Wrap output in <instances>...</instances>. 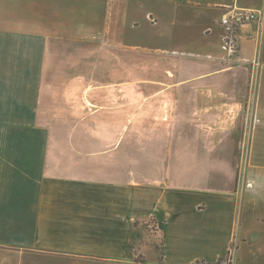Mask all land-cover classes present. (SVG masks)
Instances as JSON below:
<instances>
[{
	"label": "crops",
	"instance_id": "1",
	"mask_svg": "<svg viewBox=\"0 0 264 264\" xmlns=\"http://www.w3.org/2000/svg\"><path fill=\"white\" fill-rule=\"evenodd\" d=\"M136 5L146 18L153 16L157 27L179 21L188 31L195 30L199 46L182 50L205 48L227 65L216 70L220 62L212 60V71L192 78L237 69L238 82L245 81V90L219 96L226 104H215L218 97L210 93L205 97L213 105L192 110L199 128L240 135H229L235 156L227 169V188L183 181L177 163L173 174L172 164L160 156L152 164L128 166L120 159L124 149L119 152L118 142L99 147L94 168L82 165L86 161L81 154L79 166H71L75 157L66 155L63 166L56 168L60 160L45 152L40 174L39 142L23 140L24 134L39 133V117L46 113L40 109L44 54L55 51L48 38L124 36ZM237 8L264 13V0H0V264H37L50 258L74 264H195L228 254L231 264H264V22L259 30L255 22L239 27L238 46L229 56L220 46V19ZM192 30H186L188 36ZM184 35L179 41L187 46L191 42ZM54 84L73 83L48 82ZM161 93L145 97L167 100ZM230 102H238L237 122L230 119ZM164 111L172 110L141 113L155 123ZM121 113L111 110L106 115ZM138 113L124 114L128 119L122 130L141 122L135 119ZM78 115L85 130L120 125L98 119L103 112L97 109L79 110ZM87 117L95 121L88 124ZM134 145L125 148L128 154ZM99 159L106 161L99 164ZM22 180L31 182L29 190ZM151 235L158 237L157 247Z\"/></svg>",
	"mask_w": 264,
	"mask_h": 264
},
{
	"label": "rangeland",
	"instance_id": "2",
	"mask_svg": "<svg viewBox=\"0 0 264 264\" xmlns=\"http://www.w3.org/2000/svg\"><path fill=\"white\" fill-rule=\"evenodd\" d=\"M129 16L128 34L124 36L110 37L107 33L102 38H48V44L53 46L55 51L44 54L40 101V109L48 114L39 117L38 134L23 135V140L39 142L40 174L43 168L42 155L45 152L57 158L56 161L60 160L54 167L61 168L63 166L61 160L66 155L75 157L72 158L73 163L70 165L77 167L79 166L77 156L81 154V159L86 161L82 165L86 166L88 163L94 168L97 164L96 153L101 150L99 147H107L118 142L119 152L120 149H124L120 159L128 166L142 165L144 161L146 164H152L156 157L158 159L162 157L172 164L173 174L176 173L174 169L175 162L177 163L179 168L177 176L182 177L183 181L198 185L214 183L216 188H227V169L235 156L231 136L240 135L230 132L223 134L218 131L209 133L206 129L199 128L192 110L196 107L207 108L208 104L213 105L212 99L205 97V94L210 93L218 97L213 101L215 104H226L227 102H222L219 96L223 93L231 96L239 88L245 90V81L238 82L237 69L218 75H205L204 78L195 80L192 78L195 75L213 70L209 66L212 60L220 62L219 66L215 65L216 70L227 67L223 63L224 60L214 59L204 51L205 48L189 52L182 50L190 49L187 47L192 45L199 46V37L195 36V30L190 27L188 31V27L179 21L172 22L175 26L162 23L157 27L153 16L149 14L146 18L143 9L138 5ZM147 19H151V22ZM166 23H171V20H167ZM186 30L187 32L192 30L193 36H188ZM237 31L238 29L235 34ZM224 33L223 28L222 35ZM183 35L186 41L191 42L185 43L187 46L180 44L183 41H179V38ZM206 38L203 42H206ZM220 46L223 50L222 40ZM156 47L161 49L154 50ZM148 48L153 51H149ZM48 61L49 67L45 68ZM50 80L73 84L48 85ZM158 90L164 92L160 97L167 96V100L160 102L146 99V95L156 93ZM230 103L228 106L231 112L230 119L237 122L238 113L234 111V107L236 108L238 102ZM159 108L172 111H164L163 119L155 123L142 116L143 110ZM96 109L103 112L98 119L104 121L114 119L118 125L120 124L119 128L103 127L94 132V129L85 130L82 126L79 127V110L89 113ZM111 110L120 111L123 116L106 115ZM131 110L139 112L135 119L141 122L134 123L128 130L127 127L122 130V125L128 119L124 114ZM94 121V117L86 118L88 124ZM220 121L222 120H218L217 124ZM132 144L135 145L128 148L134 149L128 154L125 148ZM117 148L115 152L118 151ZM102 160L106 161L99 159V164ZM30 183L29 180H22L26 190H29ZM148 225L150 229H154L152 219L148 220ZM151 237L157 247L158 237L155 235ZM238 263L253 264L252 261L246 260L237 261ZM37 264L74 263L50 258L38 260ZM221 264H231V261L226 260Z\"/></svg>",
	"mask_w": 264,
	"mask_h": 264
},
{
	"label": "built area",
	"instance_id": "3",
	"mask_svg": "<svg viewBox=\"0 0 264 264\" xmlns=\"http://www.w3.org/2000/svg\"><path fill=\"white\" fill-rule=\"evenodd\" d=\"M255 22L256 29L259 30L264 22V13L256 9L237 8L232 12L224 13L220 19V24L225 33L222 35V47L229 56L236 51L235 31L244 25H250ZM229 260L232 261L231 255Z\"/></svg>",
	"mask_w": 264,
	"mask_h": 264
},
{
	"label": "trees",
	"instance_id": "4",
	"mask_svg": "<svg viewBox=\"0 0 264 264\" xmlns=\"http://www.w3.org/2000/svg\"><path fill=\"white\" fill-rule=\"evenodd\" d=\"M232 247H233V245H232ZM229 258L230 257L226 256L224 258H220L219 260H217L215 262L197 261L195 264H221L223 261H226V260H228L230 262Z\"/></svg>",
	"mask_w": 264,
	"mask_h": 264
}]
</instances>
